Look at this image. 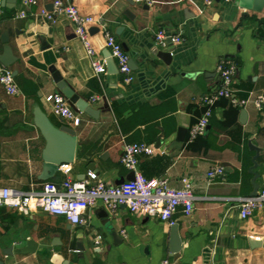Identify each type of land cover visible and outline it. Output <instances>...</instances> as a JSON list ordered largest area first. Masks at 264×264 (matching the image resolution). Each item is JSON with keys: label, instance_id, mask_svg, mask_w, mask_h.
Masks as SVG:
<instances>
[{"label": "crops", "instance_id": "crops-1", "mask_svg": "<svg viewBox=\"0 0 264 264\" xmlns=\"http://www.w3.org/2000/svg\"><path fill=\"white\" fill-rule=\"evenodd\" d=\"M52 1L24 6L21 0H3L0 6V54L9 45L16 58L7 68L19 89L7 94L0 85V187L38 190L46 181L59 184L64 179L60 166L53 177L39 179L46 146L35 123L40 110L55 127L66 125L76 132L74 158L68 163L72 180L91 184L95 179L90 174H95L108 185L123 183L130 170L119 162L122 145L145 143L154 152L139 156L141 173L165 176L172 187L189 177L196 199L193 211L186 215L178 209L173 223L131 213L124 206L110 211L100 202L86 208L84 223L77 225L41 210L26 214L0 205V262L159 264L169 258L172 264H264V246L246 244L248 237L264 238V208L242 219L230 199L251 195V168L258 174L257 190L264 187V107L254 102L264 94V4L255 10L234 0H67L94 18L89 39L105 64L107 49L97 21L121 42L134 76L125 83L107 67L102 74L92 71L66 16L50 21L42 15V9L52 10ZM19 10L26 17L16 18ZM160 29L179 35L180 41L156 44ZM168 49L172 59L167 65L155 53ZM221 58L238 63L231 89L246 103L238 107L230 98H220L205 132L189 140L190 128L204 110L201 96L219 83ZM51 68L97 110L96 118L81 112L80 124L72 126L52 112L45 96L59 89ZM180 128L185 136L179 145ZM216 165L224 167V175L209 180L207 171ZM173 224L180 239L175 252ZM218 237L222 243L215 254ZM29 240L36 243L34 248H28Z\"/></svg>", "mask_w": 264, "mask_h": 264}, {"label": "built area", "instance_id": "built-area-1", "mask_svg": "<svg viewBox=\"0 0 264 264\" xmlns=\"http://www.w3.org/2000/svg\"><path fill=\"white\" fill-rule=\"evenodd\" d=\"M132 1H144L148 4L153 2V0ZM223 1L230 2L232 0ZM206 2L210 3L211 0H206ZM21 3L24 6H30L36 4V0H21ZM52 6L51 11L42 9V15L50 21H54L58 15L66 16L73 24L75 34L90 58L92 71L95 74L105 73L106 64L96 53L89 39L88 26L94 23V18L83 15L74 4L67 0H53ZM15 17H26L25 10H19ZM97 26L102 31L105 48L114 60L123 82H131L134 76L128 63L129 56L124 51L121 42L103 21H97ZM168 36L171 37L174 43L179 42L181 39L179 35H167L163 29H160L155 35L156 44H164ZM236 70L237 65L232 59L221 58L218 61L216 71L219 75V83L211 91L201 96L200 101L204 106V110L197 122L190 128L189 140L205 132L211 115V108L220 98L228 97L232 104L238 107L245 105V99H237L232 94L231 84ZM0 85L7 94L19 92L12 71L1 63ZM45 100L50 103L51 110L55 115L63 118L72 126L80 124L82 120L81 112L72 106L59 90L47 94ZM254 102L256 106L263 108L264 94H258L254 98ZM153 152L154 148L145 143L133 142L122 145L119 162L134 173L133 179L126 180L123 183L108 185L101 180H96L95 174H90V178L95 179L91 184H87L85 181H75L69 177L70 165L62 164L60 169L65 177L61 183L46 181L40 189L28 191L0 187V205H5L26 214L33 210H41L52 215L63 216L72 224L77 225L84 223L83 211L89 206L100 202L110 211L124 206L131 213L155 217L161 221L173 223V216L178 209H181L186 215L193 211L196 197L192 191V181L189 177L183 176L180 178V186L172 187L165 176H144L138 168L139 156L142 154L150 155ZM223 175L224 167L221 165L211 167L207 171L209 180L223 177ZM230 199L237 206L240 218H247L255 210L264 208V187L257 190L255 195H244ZM159 264L172 263L169 258H165Z\"/></svg>", "mask_w": 264, "mask_h": 264}, {"label": "water", "instance_id": "water-1", "mask_svg": "<svg viewBox=\"0 0 264 264\" xmlns=\"http://www.w3.org/2000/svg\"><path fill=\"white\" fill-rule=\"evenodd\" d=\"M253 2V3H252ZM235 5L239 7H244L247 9H255L260 10L264 4V0H234ZM3 5V0H0V6ZM94 30V28L92 29ZM96 30V29H95ZM2 40L7 43L6 33H4ZM168 43H173L171 37L167 38ZM156 56L160 58L165 64H170L172 55L171 49L166 51L157 50ZM106 67L110 73H117V68L115 65L114 60L109 56L108 51L106 50ZM16 57L12 54V50L9 45H5L3 48V52L0 54V63L4 66H9L10 63ZM51 74L53 81L56 83L57 88L59 91L72 103L77 110L80 112H84L87 115L96 118L97 117V110L92 108L89 103L80 98L73 89L66 83V81L62 78V75L58 70L55 68H51ZM241 116H245V111H241ZM35 123L36 126L39 128L40 132L44 136L46 140V146L43 154V164H42V171L39 175V179L46 180L53 177L58 169L59 166L62 164H68L73 161L74 158V151L76 145V132L73 128L63 125L60 127H55L49 120V118L40 110H37L35 113ZM185 136V129L180 128L178 130V134L176 137L177 144H182L184 141ZM178 145V146H179ZM257 150L256 147H253ZM256 166L255 158H253V167ZM251 168V172L254 174L253 178V190L251 195H255L258 189V185L255 183V178L258 176L256 172H254ZM134 173L130 171L128 176V180L133 179ZM117 184V182H116ZM120 184V183H118ZM104 216L109 219V212H105ZM112 231V228H110ZM114 233V232H113ZM116 234V233H114ZM172 241L174 244L173 252L177 251L178 246H180V239L177 234L176 225H172ZM220 243H222V239L218 237L214 243L213 251L214 253H218ZM249 247L254 248L258 246H264V238L262 239H254L252 237L247 238V243ZM91 246H95L94 243L90 242ZM28 248H34L36 243L32 240L27 241ZM81 249V248H80ZM208 248L207 250H209ZM210 251V250H209ZM213 261H216L215 258ZM0 264H2L0 262Z\"/></svg>", "mask_w": 264, "mask_h": 264}, {"label": "trees", "instance_id": "trees-1", "mask_svg": "<svg viewBox=\"0 0 264 264\" xmlns=\"http://www.w3.org/2000/svg\"><path fill=\"white\" fill-rule=\"evenodd\" d=\"M231 59V58H230ZM233 60V59H232ZM234 61V60H233ZM235 62V61H234ZM236 63V65L238 66V63L237 62H235Z\"/></svg>", "mask_w": 264, "mask_h": 264}]
</instances>
